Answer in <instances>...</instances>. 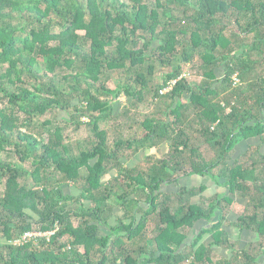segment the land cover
<instances>
[{
  "label": "trees",
  "instance_id": "obj_1",
  "mask_svg": "<svg viewBox=\"0 0 264 264\" xmlns=\"http://www.w3.org/2000/svg\"><path fill=\"white\" fill-rule=\"evenodd\" d=\"M145 101L156 108L137 121ZM68 127L91 135L67 142ZM252 138L264 142V0H0V264H261L264 163L231 161ZM192 175L227 194L162 191ZM236 195L237 233L257 236L246 249L222 228ZM200 221L214 223L193 237ZM32 230L55 233L14 244Z\"/></svg>",
  "mask_w": 264,
  "mask_h": 264
},
{
  "label": "crops",
  "instance_id": "obj_2",
  "mask_svg": "<svg viewBox=\"0 0 264 264\" xmlns=\"http://www.w3.org/2000/svg\"><path fill=\"white\" fill-rule=\"evenodd\" d=\"M158 150H160L162 152V154L167 153V146L166 144H162L160 145L159 148L157 149H150L147 150L145 153L141 152V158L136 159L135 162H140L142 160V158L147 155V154H153V155H157V157H159L158 155ZM200 152L202 153V155H204V153H206L204 155V157L206 158L207 161L211 160L213 154L210 153V155L208 154L209 152L207 151L206 147H203L200 149ZM253 155V160H251V158L249 160H244L245 165L249 166L251 164L252 161L258 163H264V142H262L259 138H252L250 140H246L244 142L239 143L238 145H236L234 147V151L232 153V158L231 161L234 160H238L241 159V157H245L247 155ZM207 156V157H206ZM135 164V163H133ZM126 165H131V162H127ZM261 168L260 165H257V169L259 170ZM223 182L220 181V184H222ZM199 187H205V191L202 193V197L203 198H211L216 194H227L226 190L221 186V185H217L214 180H212V178H210L209 176H198V175H192V176H187V177H183L181 179H179V182L177 185H166L162 187V191H164L165 193H169V194H174L176 193L180 188H186V189H191V188H199ZM71 188V187H70ZM69 187H65L64 191L66 193H68L70 191ZM69 190V191H68ZM68 191V192H67ZM200 200V197L197 196L194 198L195 202H198ZM247 204V199L243 198L240 195H236L234 197V201L230 207V210L228 211L227 215H226V221L223 222L222 224V228L227 232V234L229 235V238L233 241H237L241 247V249H246L247 246L251 243H254L256 241V234L252 233V232H241V233H237L236 228H235V223L239 217V215L243 212L245 206ZM115 214L120 213V216H122V212L116 208L114 210ZM214 222H209L207 223L206 221H200L198 224H196L195 230H193L191 232V235L194 237L196 236L200 231L208 229ZM111 226H115V225H111ZM150 231L153 229V227H149L148 228ZM99 233L101 235H106L108 234V230L106 227L104 226H100L99 227ZM151 236V234H149ZM212 241L211 236L209 234H204L203 237L201 238V243L204 245H208L210 242ZM214 250V255L218 256L219 258H227L228 256V251L227 250H222L220 248H213ZM213 255V259L215 260ZM259 262L261 264H264V257H261L259 259Z\"/></svg>",
  "mask_w": 264,
  "mask_h": 264
},
{
  "label": "rangeland",
  "instance_id": "obj_3",
  "mask_svg": "<svg viewBox=\"0 0 264 264\" xmlns=\"http://www.w3.org/2000/svg\"><path fill=\"white\" fill-rule=\"evenodd\" d=\"M198 60H197V58H195L194 59V63L193 64H190V65H187V64H184L183 65V72H182V74L183 73H187L189 76H188V78H186L187 79V81L189 82V83H199L200 81H201V71L199 70V69H197L196 67H194V65L196 66V64L198 63L197 62ZM235 76H237V74L235 73L233 76H232V78L233 77H235ZM117 83V81L113 78V79H111L109 82H108V87H110V88H114L115 87V84ZM238 84V82L236 83V84H234V86L235 85H237ZM124 104L125 105H127V102H126V99L124 98V97H120V101H118V102H116V105L114 106V113L117 115V116H119L120 114H121V112H122V107L124 108ZM145 104H146V106H147V110H143V111H138L137 113H135L134 111H131L130 112V116H135L136 117V119H137V121H139V120H144L146 117H150L152 114H153V111L155 110V108H156V106L155 105H153V104H150V101H145ZM128 115V116H129ZM45 118H42L41 119V121H43ZM125 119H128V117L126 118V117H119V119H118V121H117V123H119L120 125H122L123 126V124H124V122H126L125 121ZM117 120V119H116ZM115 122V119H111V120H109L108 121V126L109 125H112V123H114ZM65 123H61V126H63ZM129 124V123H128ZM124 127V126H123ZM110 131V130H109ZM72 128L71 127H68L66 130H65V132H64V135L67 137V142H70V141H76V140H79V141H85L84 139H86V138H89V136L91 135L90 134V131H89V129H84V127L78 132V133H76L75 135L74 134H72ZM110 134H112V132L110 131ZM129 135V133H127L126 131H125V129L124 130H122V131H120V133H119V136H121V138H124L125 139V137H127ZM109 139H110V141H111V139H112V136L110 135L109 136ZM82 142H80V145L82 146V144H81ZM129 153V152H128ZM129 155H130V153H129ZM159 155V157H162L161 155H162V153H159L158 154ZM207 157V156H206ZM8 158V156L6 155V156H3V159H7ZM141 158V155L138 153V154H136V156H133L132 157V159L131 160H129V162H131V163H134L135 161H136V159H140ZM126 164H127V162H126ZM108 179V178H107ZM30 182V181H29ZM31 183V182H30ZM30 183H28V184H30ZM67 187H69L70 188V186H67ZM69 191V190H68ZM116 209V208H115ZM115 214V213H114ZM115 216H120V213H118V214H115ZM114 216V218H116ZM113 218V217H112ZM111 218V219H112ZM111 224H112V222H111ZM239 248V247H238ZM214 258H215V260H220V258L218 257V256H216V255H214Z\"/></svg>",
  "mask_w": 264,
  "mask_h": 264
},
{
  "label": "built area",
  "instance_id": "obj_4",
  "mask_svg": "<svg viewBox=\"0 0 264 264\" xmlns=\"http://www.w3.org/2000/svg\"><path fill=\"white\" fill-rule=\"evenodd\" d=\"M188 74L187 73H183L180 78H188ZM234 81V84H236L238 82V78L237 76L232 78ZM175 84V81L171 82L170 86H168L167 88L163 89L162 91H160V94H166L169 90H171L172 86ZM55 233V231H48V232H42L40 230H32L29 232H26L25 234H23L20 238L16 239L14 241V244H18V245H23L25 243L28 242H37L38 238H46L47 240L51 237V235H53Z\"/></svg>",
  "mask_w": 264,
  "mask_h": 264
}]
</instances>
